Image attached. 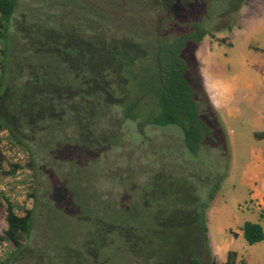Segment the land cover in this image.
<instances>
[{
	"label": "trees",
	"instance_id": "16d2710c",
	"mask_svg": "<svg viewBox=\"0 0 264 264\" xmlns=\"http://www.w3.org/2000/svg\"><path fill=\"white\" fill-rule=\"evenodd\" d=\"M18 1L0 0V132L4 133L0 139H5L7 146L20 141L15 135L19 131L15 124L18 119L34 131L46 128L45 121L60 126L61 115L65 113L70 114L72 123L79 128V142H87L90 148L94 143L100 146L109 140L111 144L113 136H101L95 128L96 118L100 105L107 108L117 105L122 108L124 120L135 122L140 136L145 134L146 126H174L181 131L183 147L196 160L195 166L198 167L202 156L216 159L213 169L201 176L188 169L187 163L181 164L179 176L163 169L153 173L145 193L149 208L133 210L131 225L121 222V217L112 223L103 215L89 219L93 226L82 257L74 254V263L103 264L95 259V251L109 242V233L113 232L145 264L161 261L157 257L168 262L170 256L176 255V242L182 235L190 236V248L180 252L177 261L186 257L187 264H218L208 258L205 207L227 176L222 163L230 158V143L204 89L195 50L205 36L214 37L215 31L220 30L229 34L238 26V15L246 0H129L133 5L129 17L142 14V9L147 12L142 19L146 18L148 23L128 18L132 30L126 33L116 32L92 8L93 4L76 5L78 9L86 7L91 11L78 22L77 17H69L71 24H64L63 19L53 22L55 13L67 8L65 0L46 4L58 7V12L45 9L43 13L40 6L34 8V15L29 14L32 21L27 16L16 21L17 31L22 34L20 39H25L28 45L25 48L26 43L22 44V51L25 48L22 53L30 54L27 62L22 56L17 59L15 41L9 35ZM114 22L120 31L124 24L117 27V21ZM143 25L149 26V30L142 32ZM174 25L182 31L171 30ZM13 77H25L26 81L18 86ZM148 98L150 105L145 106L143 101ZM12 108L18 117L10 115ZM254 136L264 137V131L255 132ZM25 156L23 165H13L12 173L17 168L25 173L32 165L30 157L26 153ZM27 179L20 182L24 184ZM0 194L6 210V229L0 235L5 254L0 264H7L4 259L9 249L20 252L24 247V238L31 231L33 210L22 207L23 213L17 214L14 210L20 205L14 202V195L6 191ZM27 195L31 199L33 193ZM107 224L115 228L108 230ZM242 235L252 245L263 240L264 230L259 223L246 221ZM235 255V251H229L223 264H235Z\"/></svg>",
	"mask_w": 264,
	"mask_h": 264
},
{
	"label": "rangeland",
	"instance_id": "374dc122",
	"mask_svg": "<svg viewBox=\"0 0 264 264\" xmlns=\"http://www.w3.org/2000/svg\"><path fill=\"white\" fill-rule=\"evenodd\" d=\"M60 1L63 2L64 0L18 1L15 14L12 16L13 19L9 25V35L13 37L12 41H15L17 59L24 57L27 62L30 54L28 52L22 53L26 48L25 46L28 45L25 39H20L22 34L17 31L16 21L26 16L28 21H32L33 16L31 17L29 14H33L34 8L40 6L43 13L45 9L58 12V7L48 5L51 3L59 4ZM251 1H245L238 15V20L242 16V10L243 14L245 12L250 19L258 20L253 23L255 26L251 32L245 27L237 31L239 33L234 38L235 50H239L240 47L249 49V51L244 50L245 53H250L248 60L252 63L248 72L249 76L262 80L264 79V63H261L264 62V0H256L258 3L256 10L252 9ZM128 2L129 0H65L63 4L67 8L60 9L52 18L53 22L63 19L64 24H71L69 17L72 19L77 17L76 22H78L80 17L89 14L91 10L86 7L78 9L76 5L93 4L92 8L96 10L97 14H102L116 32L126 33L132 30L127 24L128 18L134 22L142 19V14L146 17L147 13L141 9L142 14L129 17L133 5ZM112 19L117 21V27L119 24L122 26L124 24L121 32L116 29V22L112 24L114 21ZM142 22L146 23V18L142 19ZM141 29L142 32L148 31L149 26L143 25ZM181 29L177 25L171 28L178 33L182 31ZM165 31H170V27L165 28ZM214 34V37L207 36V38L218 40L223 37L227 39L229 36L225 30L215 31ZM25 43L26 45H24ZM246 43L247 47H245ZM22 44L25 47L23 51ZM190 50L191 48H189ZM65 77L68 78L67 75ZM13 79L18 86L23 85L26 81L25 77H13ZM143 103L145 106H149L150 99H145ZM3 107L2 105L1 108L4 109ZM259 107L261 105L255 99L243 101L240 111L242 117H234L231 119V123L223 122L226 130V124H229L228 128H230L228 129L229 135L227 133L230 143V158L226 161L223 160L222 163L223 167L226 166L227 173L222 186L214 194L209 205L205 207L207 227L210 217L215 212H219L222 205L230 207L232 197L239 195L237 191L244 192L243 187L240 186L241 179L238 177L239 184L237 185L234 182L236 181L234 177H237L241 165L245 163V156L247 158V155H250L252 139L255 138V132H250L254 126L252 117L260 111ZM106 108L104 105L98 107L95 128L101 136H113V143L111 144H109V140L108 143H102L104 145L100 144V146L97 143L95 146L94 143L90 148L86 145L87 142H79V128L75 123H72L69 113L61 115L63 123L60 126L54 122L45 121L46 128L40 129L41 127H39L34 131L21 119H18L15 124L19 126V131L15 135L20 141L15 145L12 143L8 147L5 146L7 145L6 140L2 141L4 142L2 146L7 154L8 149L17 146L32 160V165L28 166L25 173L21 170L18 174L22 179L28 177L21 188L24 190L23 193L19 192V196L17 192L13 193L14 202L17 203L22 202V200L26 202L24 198L29 199L27 194L33 193V196H30L31 199L28 200L30 208L33 210L31 231L29 236L24 238V247L20 252L9 249L4 259L7 260V264H75L74 254L82 257L83 246L87 242L89 231L93 226L89 219L103 215L110 221L108 223H112L121 217V222L131 225L134 222L131 217L133 210L149 208L148 202L145 200V193L153 173L163 169L179 176L183 163L189 165L188 169L195 170L196 176L198 174L201 176L213 169L212 163L216 159L213 160L207 156H202L200 162L198 161V167L195 166L196 160L187 154L183 147L182 133L179 128L174 126L164 128L146 126L145 134L140 136L136 130L135 122L123 119L120 106L110 105ZM12 110L9 113L15 116L16 112L13 108ZM103 110L106 111L102 113ZM261 115L264 116V112ZM11 118L13 117L10 116ZM13 120L15 121V119ZM233 158H238L236 160L238 162L237 167H231L232 161H235ZM219 161L217 158V162ZM4 164L11 166L8 160H5ZM234 172L235 176H231V173ZM231 184L233 185L231 186ZM28 185L31 187L28 188ZM237 187L239 190H236ZM198 189L202 190L201 187ZM21 193L24 194L23 199H21ZM212 212L213 214H211ZM5 215V202L0 194V235H3L6 229ZM208 215H211L209 220ZM210 223L213 240L222 242L221 240L227 234L236 236L231 231L214 232V224L217 228L222 224L220 219H217L214 224L212 221ZM114 228L115 225L107 224L108 230L112 231ZM208 237L209 262L214 259L218 264H223L227 254L225 256L221 243H211L209 229ZM226 238L228 239V237ZM190 240L189 235H182L180 240L176 242V255L170 256L168 262H163L164 257H157L156 259H161V261H154L150 264H177V262L187 264L186 257L181 261H177V259L180 252H186L190 248ZM243 242L245 246L243 255L249 261L248 264H264V238L252 245L246 243L244 239ZM237 244L238 241L236 240L235 246L238 247L239 244ZM222 254L225 257L224 262L220 259ZM241 256L236 253L235 264H247ZM42 257L43 259H40ZM95 259L97 262L98 260L103 261V264H145L140 258L134 257L125 243L113 232L109 233V242L102 246L101 250L95 251Z\"/></svg>",
	"mask_w": 264,
	"mask_h": 264
},
{
	"label": "crops",
	"instance_id": "0c3cea01",
	"mask_svg": "<svg viewBox=\"0 0 264 264\" xmlns=\"http://www.w3.org/2000/svg\"><path fill=\"white\" fill-rule=\"evenodd\" d=\"M251 4L252 9L256 10L258 6L257 1L252 0ZM256 20L258 19H250L245 12L243 14L242 10L238 26L231 30L225 42L212 40L205 36L195 50V58L199 63L204 89L210 102L220 114L222 122L231 123V119L234 117H242L240 111L243 101L255 99L261 105L258 108L260 111L252 117L254 126L250 132L264 131V116L261 115L264 112V79H254L252 76H249L248 72L252 63L248 60L250 53H245L244 51H249V49L240 47L239 50H235L234 38L239 33L237 31L242 29V27L247 28L251 32L255 26L253 23ZM250 25H252V28ZM245 47H247V43ZM239 100L241 101L238 102ZM241 123L243 122L241 121ZM228 125H225L227 131L230 129ZM227 133L229 135L230 131ZM251 145L250 155H247V158L245 156V163L241 165L237 177H234L236 179L234 182L237 185L239 184L238 177L241 179L240 186L243 187L242 190L244 192L240 193L237 191L239 195L232 197V205L230 207L222 205L219 212H215L214 214L212 212V217L208 215V220L210 217L208 229L211 243H221L225 256L228 251H235L238 255H242L241 257H243L247 264L249 261L243 255L245 246L243 244L242 226L246 221H251L259 223L264 230V137H253ZM233 159L235 161H232L231 167H237L238 162L236 160L238 158ZM234 174L235 172L231 173V176ZM236 190H239L238 187ZM217 219H220L222 222L218 228L214 224ZM211 221L214 224V232L220 230L223 233L231 231L236 236L226 233L227 235L223 237L222 242L213 240ZM224 239L225 242H223ZM236 240L239 244L238 247L235 246ZM220 259L222 262L225 261L224 254H222Z\"/></svg>",
	"mask_w": 264,
	"mask_h": 264
},
{
	"label": "built area",
	"instance_id": "2783aa9c",
	"mask_svg": "<svg viewBox=\"0 0 264 264\" xmlns=\"http://www.w3.org/2000/svg\"><path fill=\"white\" fill-rule=\"evenodd\" d=\"M3 132H0V136L2 135ZM4 134V133H3ZM2 141L0 139V149H1V155H0V191H6L7 194H12L13 191H16L18 196L19 192L23 193V183L20 181L22 180L21 177L18 176L19 172H21L20 168H17L14 173H12V168L13 165H23L24 162L26 161V156L25 153L17 146H13L12 148L8 149V154L5 152L3 146H2ZM7 146V145H5ZM8 147V146H7ZM4 150V151H3ZM8 160L9 164L11 165L10 167L4 164V161ZM8 164V165H9ZM8 173H3L4 171ZM20 189V190H19ZM12 192V193H11ZM21 193V199L24 198V194L22 195ZM25 200V198H24ZM29 199H26V202H18L20 207L15 208V213L20 214L22 212V207H30L28 202ZM28 205V206H27ZM5 254L4 252V247L0 244V260L3 258V255Z\"/></svg>",
	"mask_w": 264,
	"mask_h": 264
}]
</instances>
